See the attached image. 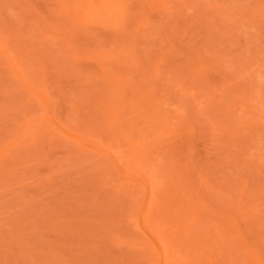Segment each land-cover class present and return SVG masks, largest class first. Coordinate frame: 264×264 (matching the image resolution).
<instances>
[{"label":"rangeland","instance_id":"obj_1","mask_svg":"<svg viewBox=\"0 0 264 264\" xmlns=\"http://www.w3.org/2000/svg\"><path fill=\"white\" fill-rule=\"evenodd\" d=\"M0 264H264V0H0Z\"/></svg>","mask_w":264,"mask_h":264}]
</instances>
